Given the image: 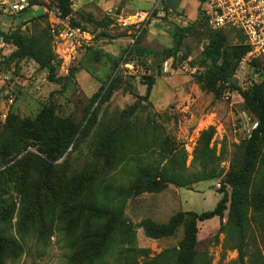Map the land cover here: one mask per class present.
<instances>
[{
    "label": "rangeland",
    "instance_id": "rangeland-1",
    "mask_svg": "<svg viewBox=\"0 0 264 264\" xmlns=\"http://www.w3.org/2000/svg\"><path fill=\"white\" fill-rule=\"evenodd\" d=\"M11 1L0 0V32L18 34L32 50L53 54L57 77L77 68L89 48L116 61L89 60L62 87L49 82L46 70L32 60L8 61L15 48L0 37V167H15L5 178L16 180L22 190L10 192L0 204V211L7 212L0 224L5 238L16 242L0 264H71L72 253L74 264H146L178 248L182 226L169 237L152 239L142 225L167 224L177 213L211 211L222 193L230 195V186L222 187L221 180L241 162L256 125L241 95L260 83L263 57L246 55L230 83L214 95L201 83L209 66L204 29H210L201 25L197 7L184 23L171 13L174 23L167 25L172 32L178 26L190 34L167 59L162 51L172 45L150 49L144 36L140 47L159 55L131 51L149 25L154 32L166 25L158 21L169 17L162 0L139 3L143 8L133 5L123 20L118 4L106 10L98 0H72L71 15L61 18L86 34L74 48L52 32L58 0H30L25 13L18 14L10 11ZM223 34L231 46L246 45L234 28ZM43 111L47 119L38 124ZM64 120L77 125L78 133L63 157L46 169L39 151L43 137L35 141L17 135L13 122L41 132L57 129ZM263 160L264 149L246 191L249 264L255 251L264 256ZM204 176L208 179L201 181ZM153 179L162 184L149 193ZM227 220L228 211L223 229L218 218L197 225L195 250L202 264H239Z\"/></svg>",
    "mask_w": 264,
    "mask_h": 264
},
{
    "label": "trees",
    "instance_id": "trees-1",
    "mask_svg": "<svg viewBox=\"0 0 264 264\" xmlns=\"http://www.w3.org/2000/svg\"><path fill=\"white\" fill-rule=\"evenodd\" d=\"M162 1L163 3L165 2V0ZM58 2L61 17L66 18L71 15L70 8L72 0H58ZM202 3L203 0L198 1L197 15H201L203 18L201 12ZM167 10L168 8L166 5L163 6V11L167 12ZM23 12L25 13V10ZM202 18L201 20H203V23H201V25H207L204 18ZM196 22L199 23L201 21L197 18ZM72 25L79 27L77 23L72 22ZM223 29L211 31L206 28L204 29L208 36V44L205 47L203 54L204 61H208L209 66L207 67V71L204 74L201 83L203 89H206L214 95L219 93L220 88L227 86L230 83L231 77L233 76V73L238 67L240 61L250 51V48L247 45H229L227 43L226 36L223 34ZM188 34H190L188 28L176 26L171 35L172 48L163 50L161 55H164V57L168 59L172 54L178 52L182 48V42ZM144 35L145 32H142L135 38L131 51H134L136 56H142L144 54L158 56L159 54L140 47L141 39ZM0 37L2 38L4 44L12 45L15 48V50L6 58L8 61H15V63H19L23 60H32L41 69L46 70L47 80L49 82L61 85L62 87H64L69 80L73 79L79 72H81L84 68L83 64L89 60L97 61L99 58H105L109 62L116 61V58L103 50H94L89 48L86 49L85 56L77 68H72L68 76L57 77V65L54 61L53 54L48 52L39 53L32 50L26 40L18 34L11 35L0 32ZM148 92L149 90H147V93ZM241 96L243 98L246 111L251 113L255 118L256 125L250 132V136L243 146L241 162L232 164L229 171L221 180L222 187L230 186V195H228L226 191L222 193V198L211 211L202 212L200 214L194 212L177 213L169 219L167 224H158L152 221L144 222L142 226L144 234L147 238L161 239L169 237L173 235L176 229L180 226H182L184 230V236L179 243L178 248L164 251L156 258H153V260L146 262V264H202V260L199 258L195 250L198 230L197 225L213 218H218L220 220V229H223L225 225L222 224V220L226 211H228L227 226L234 233L235 246L233 249L237 252L238 263L249 264L245 261V250L249 244V220L247 217L248 203L246 200V191L249 187L252 170L258 161L261 150L264 149V73L260 83L253 84ZM46 117L47 114L43 111L39 116L37 123H43V121L47 119ZM13 123L15 128L14 132H16L17 135L24 133L27 134L29 139H33L35 141L37 139H42L41 137H43L42 141H40L42 147L39 151L42 155V160L46 169L63 157L74 137L78 133V126L69 120L61 121L60 125L55 130H42L41 132H36L32 126L24 128L22 127V124L20 125L18 122ZM38 124H36V126ZM262 164L264 165V160L262 161ZM1 168L2 167H0V204L5 196L8 198V194H10V192L18 194L22 193L21 186L16 180H12L13 178H5V176L10 174L15 167L3 170ZM207 179L208 178L204 176L200 180L202 181ZM160 184H162V182H158L153 179L152 184L150 183L152 189L149 190V193L158 191L160 189L158 185ZM110 185L113 186L112 183ZM49 190L50 188H48V191ZM34 192L37 194L36 188H34ZM51 199V201L56 200L54 197ZM253 205L257 206L255 203ZM256 208L263 209L262 206H257ZM6 213L7 212L0 211V224L3 222L2 220L6 216ZM5 232V229H2L0 226L1 261H4V259L8 256V248L14 246L16 243L13 240L5 238ZM83 243H85V241H83ZM2 245H5V248H3ZM140 253L146 252L141 250ZM69 261L71 264L75 263L74 253L70 255ZM252 264H264V256L262 257L259 251H255V253L252 254Z\"/></svg>",
    "mask_w": 264,
    "mask_h": 264
},
{
    "label": "built area",
    "instance_id": "built-area-1",
    "mask_svg": "<svg viewBox=\"0 0 264 264\" xmlns=\"http://www.w3.org/2000/svg\"><path fill=\"white\" fill-rule=\"evenodd\" d=\"M8 7L12 13L18 14L30 7V0H13ZM201 12L210 30H239L250 48L247 56L264 59V0H203ZM53 13L55 37L72 48L83 43L86 39L84 31L68 27L59 8L56 7Z\"/></svg>",
    "mask_w": 264,
    "mask_h": 264
},
{
    "label": "crops",
    "instance_id": "crops-1",
    "mask_svg": "<svg viewBox=\"0 0 264 264\" xmlns=\"http://www.w3.org/2000/svg\"><path fill=\"white\" fill-rule=\"evenodd\" d=\"M100 1L104 7H106V10H110L111 6H118L120 5V19H124L122 14L127 13L128 16L130 12H132V6L134 5V8L136 6L143 8L139 3H147V1L150 0H98ZM164 4L168 8L167 12H164V15H167V19L162 20L158 19V21H163L166 25H163L162 28H159V31H153L151 28V25H149V30L145 33L143 41L145 44V47H148L150 49H153V46H160V45H172V28L170 25H167V23H171L174 20H172V17H175L171 13H175L177 17H175V20H182L184 23V20L186 17H191L193 15L194 10L198 6L197 0H165ZM144 11V10H143ZM178 13V15H177ZM145 14V13H144ZM171 14V15H170ZM174 23V22H173ZM175 28V27H174ZM173 28V29H174ZM142 41V43H143Z\"/></svg>",
    "mask_w": 264,
    "mask_h": 264
}]
</instances>
